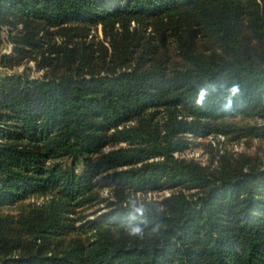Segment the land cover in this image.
Returning <instances> with one entry per match:
<instances>
[{
	"label": "trees",
	"instance_id": "obj_1",
	"mask_svg": "<svg viewBox=\"0 0 264 264\" xmlns=\"http://www.w3.org/2000/svg\"><path fill=\"white\" fill-rule=\"evenodd\" d=\"M4 41L0 264H264L262 160L227 145L264 139V0H0Z\"/></svg>",
	"mask_w": 264,
	"mask_h": 264
},
{
	"label": "rangeland",
	"instance_id": "obj_2",
	"mask_svg": "<svg viewBox=\"0 0 264 264\" xmlns=\"http://www.w3.org/2000/svg\"><path fill=\"white\" fill-rule=\"evenodd\" d=\"M10 49H11V44L8 41H4L0 48V54L9 52ZM27 65L32 67L31 70L29 71V74H31V76L39 74V71H36L34 69L32 61L28 62ZM23 67H24L23 64L15 66L14 68H6L0 65V75L15 72V71H21ZM209 139H214L216 141V138H212V136L198 139L200 141V144L193 145L191 148L183 151L181 153V156L193 157V158L198 159L201 162H205L207 160L208 153L204 145H205V142H207ZM217 139H219V141L224 140L227 142V138L224 134H218ZM227 145L237 152L245 151L250 155L258 156L262 160V166L264 167V139H255V138L235 139L232 141H228ZM107 191L108 189H104L103 194L106 195ZM147 195H151V194L147 193ZM0 211L3 213H7V212H13L14 209L10 206H4L0 208Z\"/></svg>",
	"mask_w": 264,
	"mask_h": 264
},
{
	"label": "clouds",
	"instance_id": "obj_3",
	"mask_svg": "<svg viewBox=\"0 0 264 264\" xmlns=\"http://www.w3.org/2000/svg\"><path fill=\"white\" fill-rule=\"evenodd\" d=\"M238 91V88L236 86H233L231 88V93L232 94H235L236 92ZM204 92L203 90L201 91L200 95L203 96ZM133 208L134 210L136 211V213L138 214H142V207L141 206H138V205H133ZM143 233V229L138 226V225H132L128 228V234L131 235V236H141Z\"/></svg>",
	"mask_w": 264,
	"mask_h": 264
}]
</instances>
